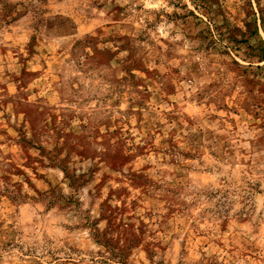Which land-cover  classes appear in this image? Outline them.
<instances>
[{
    "label": "rangeland",
    "instance_id": "374dc122",
    "mask_svg": "<svg viewBox=\"0 0 264 264\" xmlns=\"http://www.w3.org/2000/svg\"><path fill=\"white\" fill-rule=\"evenodd\" d=\"M264 264V0H0V264Z\"/></svg>",
    "mask_w": 264,
    "mask_h": 264
},
{
    "label": "trees",
    "instance_id": "16d2710c",
    "mask_svg": "<svg viewBox=\"0 0 264 264\" xmlns=\"http://www.w3.org/2000/svg\"><path fill=\"white\" fill-rule=\"evenodd\" d=\"M103 264H107L106 262H102Z\"/></svg>",
    "mask_w": 264,
    "mask_h": 264
}]
</instances>
